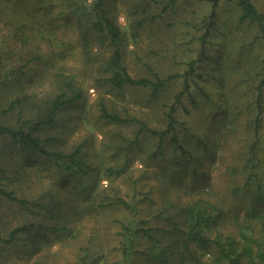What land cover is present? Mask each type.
I'll list each match as a JSON object with an SVG mask.
<instances>
[{"label":"rangeland","instance_id":"374dc122","mask_svg":"<svg viewBox=\"0 0 264 264\" xmlns=\"http://www.w3.org/2000/svg\"><path fill=\"white\" fill-rule=\"evenodd\" d=\"M254 1L264 10V0ZM166 4V0L104 2L124 31L123 57L129 72L145 76L151 67L163 78L176 74L152 95L150 89L140 86L113 89L100 65L85 61L78 43L82 29L64 0H0V30L7 34L22 26L28 35L22 42L12 33L11 41L0 38L2 45L21 55L33 53L36 44L67 51L63 59L48 57L53 66L46 75L40 65L33 64L22 81L14 78L0 85L1 105L20 97V103L3 120L13 126L25 119L35 120L42 115L37 107L55 94L61 79L73 77L81 89L80 97L73 105L61 108L53 123L35 134L52 138L45 145L54 150L68 151L83 143L81 158L89 164L88 173L77 180L74 173L60 171L51 158L32 150L22 153L10 138L2 139L0 188L20 198L41 199V206H22L0 192L1 240L14 227L32 223L30 230L19 233L12 242L0 241V264H81L84 252L89 260H96L95 264H116L121 258L119 221L144 219L148 220L146 226L167 229L179 215L175 213L178 205L198 196L223 209L210 230L211 237L221 234L235 239L240 248V244L248 246L240 234L254 233L258 247L264 249V95L261 112L255 106L257 86L264 81V41L255 39L253 24L239 20L234 0H221L216 7L208 56L196 64L190 76L192 94L182 97L183 106L175 104L180 121L178 139L188 152L182 155L175 149L170 134L158 151L157 137L148 133L140 134L139 144L126 152L124 139L133 137L138 124L99 116L103 101L124 117L135 116L157 128L166 126L165 112L182 86L183 77L178 74L199 54L200 21L211 9L210 4L198 0H177L164 10ZM84 28L91 32L89 22ZM34 29L40 37L32 36ZM89 42L94 51L102 52L103 45L94 35ZM22 90L29 94L28 101ZM124 164L125 171L117 176L99 174L101 166ZM251 171L255 177L248 184ZM170 175H178L177 186ZM64 176L68 182L63 181ZM85 193L86 198L82 196ZM115 194L134 203L136 210L99 206ZM63 224L66 230H58ZM157 232L169 248L176 243L167 233ZM257 245H252L254 252ZM191 249L193 256L175 249L167 259L155 261L136 253L131 264H228L218 259L212 243Z\"/></svg>","mask_w":264,"mask_h":264},{"label":"trees","instance_id":"16d2710c","mask_svg":"<svg viewBox=\"0 0 264 264\" xmlns=\"http://www.w3.org/2000/svg\"><path fill=\"white\" fill-rule=\"evenodd\" d=\"M198 1L210 4L211 9L209 10V13L200 21V28L202 31L197 37L199 41V54L196 58L187 62V68L183 71V73L178 74L183 77L182 86L175 94L174 102L171 103L165 112L166 126L164 128H157L151 126L147 121L141 118L135 116L124 117L116 111L109 109L103 101L100 102L99 116L101 118L118 123L138 124L133 137L124 139L125 143L122 147H125L124 150H126V152H128V149L132 148L134 144H139L138 141L140 134L142 133H148L157 137L156 150L158 151H161V148L164 146L166 135L170 134L169 141L174 145V148L180 149L182 155L188 152V150L184 149V147L180 144L178 139L176 127L177 123L180 121L175 115V104L183 106L182 97H190L192 94L190 92V76L194 73L196 64L204 62L208 56L210 28L213 24L214 18L216 17V7L221 0ZM234 1L239 9V20L253 24L257 30L255 39H261L264 41V10L259 7L254 0ZM64 2L68 4L70 13H72L78 20V27L82 29L79 34L80 41L78 40V43L81 46V52L86 57L85 61L96 65L99 64L105 74L104 79L113 89L122 90L128 86H140L150 89L151 94L154 95L158 90L164 88L170 78H173L176 75H169L166 78H163L153 68L147 67L148 75L133 76L124 62L123 46L126 43L124 31L116 20L109 14L107 8H105V0H64ZM176 2L177 0H166L167 4L163 9L165 10V8L174 5ZM63 14V11L59 12V15L63 16ZM150 17H152V15ZM87 22L91 25V32H88L84 28V24ZM21 27L22 26L9 30L7 34L4 33L3 30H0V38H7L11 41L12 38H10V36L12 33H17L20 36V38H18L20 41H27L28 35ZM33 31L35 35H32L33 37H40L36 34L35 29ZM93 35L96 37L98 43L103 45L100 47L102 51L101 53L94 51L91 43L89 42L90 36ZM32 51L33 53L30 52L29 54L21 55L19 51L14 50L13 47L8 45H2V42L0 41L1 86L6 85L7 82L14 80V78H18L20 82L24 78L28 77L27 74L29 70L33 68V64L40 65L46 75V72L50 70L51 66H53L48 57L51 58L55 55L60 56V59H63L67 52L65 48H50L48 50L47 47L44 49V46L42 47L39 44H36L34 50ZM18 61H21V63H18ZM261 61L264 62V47ZM61 80L62 84L60 88L57 89L55 94L51 97L49 96L45 105L42 104L37 107V110L41 111L42 115H37L36 119L33 121L31 119H25L21 121L19 126H13L3 120L7 112L20 103L19 96L15 99H11L7 105H5L6 103L3 105L0 104V146L4 137L10 138L22 153L28 150L37 151L38 153L51 158L55 166L60 171L69 174L74 173V176H77L78 180V178L80 179V176L88 173L87 168L89 167V164L81 158V155H83L82 151L84 144L79 143L68 151L49 149L46 147L45 143L52 140V138H41L35 134L37 131L42 130L44 126L53 123L57 112L61 108L73 105L80 97L81 89L77 87L73 77L64 76ZM263 82L264 81L261 80L257 86L255 106L258 112H261L263 109ZM17 86L22 88V84ZM21 94L23 95L25 101L29 100V94H27L26 91L22 90ZM33 105L37 106V103ZM154 152L151 155L153 159L156 157ZM125 168V164L120 167H114L111 165L104 168L101 166L99 174L101 176L105 173H109L117 176L118 174L123 173ZM0 174H2L1 168ZM254 177L255 173L253 171L248 173V184L249 180H252ZM169 178H171L170 180L173 185H178V175H170ZM68 180L69 178L64 176L63 181L68 182ZM245 185H247V183L244 184V186ZM83 189L88 191V188L86 187ZM0 192L9 199L12 198L13 200H16L22 206L33 208H40L41 206V199L29 200L26 198H20L15 196L12 192L1 188ZM82 196L86 198V193ZM102 202L103 203H99V206L101 207L116 205L121 206L130 212L136 210V205L134 203H130L129 200L124 198V196L118 194L111 195L109 199ZM54 203L56 205H60L58 200H54ZM52 209L55 210L56 206L54 205ZM175 213L179 215L174 221L173 226L167 229L157 226H146L148 220L144 219H136L134 223L129 220L119 221V250L121 258L116 264H131V258L136 253L142 254L148 261L167 259L168 255L175 251V249H180L183 252H187L190 256H193L191 253L192 246L203 247L211 243L215 247L218 259H225L228 264H264V249L258 247L257 238L254 237V233H250L248 235L243 233L240 234L241 239L246 240L248 244V246H241L240 244V248L238 241L235 239L224 237L221 234H217L214 237L210 236V230H212V227L217 223V220L223 213V209L216 202L201 196L194 199L189 198L185 200L184 203H180L178 205ZM31 224L32 223L22 224L14 227L8 233L7 238L2 240L4 242H12L19 233L30 230L32 226ZM57 229L66 230V227L63 224ZM157 231L167 233L169 237L174 238L176 243L169 248V246L162 241L160 233ZM143 238H147L148 240L146 239V241H144L145 243L141 245V240ZM2 240L0 238V241ZM255 244L257 245L256 252H254L252 247V245ZM80 260L81 264H95L96 261L89 260L87 252L83 253Z\"/></svg>","mask_w":264,"mask_h":264}]
</instances>
